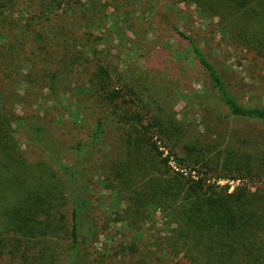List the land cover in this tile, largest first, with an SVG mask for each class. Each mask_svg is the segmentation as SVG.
I'll return each mask as SVG.
<instances>
[{"label": "rangeland", "instance_id": "1", "mask_svg": "<svg viewBox=\"0 0 264 264\" xmlns=\"http://www.w3.org/2000/svg\"><path fill=\"white\" fill-rule=\"evenodd\" d=\"M17 1L12 9L13 17L33 14L41 0ZM63 2L54 12H61L69 4L72 9L63 10L66 19L42 16L40 24L50 28L48 35H52L61 23L71 28L75 35L84 34L79 42L94 54L85 58L80 67H75L71 77L57 80L53 86L47 83L35 86L28 79L19 83V93L25 91V97L12 106L15 118L22 117L32 124L40 120L49 123V137L44 147L51 150L52 157L38 144L30 143L17 120L13 127L27 160L43 162L51 181L60 188L61 197L57 192L54 194L58 197L55 217L60 219L61 216L63 228L32 237L15 230L0 233V264H69L72 200L82 208L77 258L72 264H184L183 251L176 252L162 242L163 236L177 228L176 218L170 217L171 220L167 216L170 210L176 209L179 200L172 186L187 187L191 181L202 177L217 189L227 186L228 193L240 187H247L251 193L264 189V158H261L264 155V125L213 108L214 94L189 44L174 28L191 37L214 61L232 93L244 105L264 106V63L253 53L226 40L215 26L217 19L202 15L188 0ZM74 8L79 11L74 12ZM96 63L107 66L130 84L131 93L138 100V109L128 107L124 101H116L108 109L99 99L82 96L86 71H93ZM2 82L4 78L0 74ZM150 104L154 105L152 114H173L177 120L183 119L185 132L178 137L181 140L178 146L173 147L175 143L171 142L168 145L157 131L147 133L132 122L140 108L149 115ZM97 123L101 124V131L98 139L93 140L91 133ZM133 127L139 131L137 136L155 143L160 152L145 153L141 162L151 167L147 174L158 175V181H152L158 188L151 190L162 197L157 199L161 204L157 207L145 198L150 192L142 184L147 175L130 174V169H126L127 159H122L126 148L124 141L133 135ZM169 151L187 157V163L184 166L172 161L162 164L161 160ZM83 157H92L93 161L77 174L69 192L59 166L74 169L80 166L79 159ZM249 165L254 167L250 173L252 179L245 171ZM132 190L137 195L134 196ZM68 192L69 195L74 193L73 199H69ZM129 195L138 199L136 205H145L146 214L136 218L137 214L131 213ZM159 242L162 248L156 251ZM148 249L156 252L152 259L146 254Z\"/></svg>", "mask_w": 264, "mask_h": 264}, {"label": "trees", "instance_id": "2", "mask_svg": "<svg viewBox=\"0 0 264 264\" xmlns=\"http://www.w3.org/2000/svg\"><path fill=\"white\" fill-rule=\"evenodd\" d=\"M188 1L194 3L202 15L217 19L215 26L226 40L246 52L253 53L264 63V0ZM63 3V0H41L37 2V10L33 14L13 17L12 9L18 1L0 0V74L4 78V82L0 83V233L15 230L21 235L32 237L37 233L46 234L48 231L63 228L61 216L60 219L55 217L58 197L54 194L57 192L61 197L60 188L51 181L43 162L27 160L20 149V142L15 138L13 127V122L17 120L24 127L30 143L38 144L52 157L51 150L44 147L49 137V123L44 124L40 120L32 124L30 120H23L22 117L15 118L12 110V106L25 97V91L23 94L19 93V83L23 84L28 79L35 86L40 83L53 86L57 84V80L71 77L84 59L94 54L79 42L84 34L75 35L71 28L61 23L52 35H48L50 28L40 24L42 16L53 15L51 18L62 21L66 19L63 10L66 12L67 9H72L69 4L61 12H54ZM74 10L79 11L78 8ZM174 29L189 44L195 62L214 94L213 108H220L229 116L264 125V106L242 104L232 93L224 74L214 61L203 53L191 37ZM24 70L26 71L23 73ZM113 74L116 72L110 71L107 66L94 64L93 71H86L82 96L99 99L108 109L116 101H124L128 107L138 109V100L131 93L130 84ZM140 110L142 109L137 110L132 122L135 121L147 133L157 131L168 145L171 142L175 143L173 147L178 146L181 141L178 137L185 132L183 119L177 120L173 114H152L155 112L153 104H150L149 115H145L143 110L141 113ZM100 131L101 124L97 123L91 138L97 140ZM138 133L137 127H133V135H129L124 141L126 148L121 158L127 159L126 169H130V174L135 177L142 173L147 175L142 184L150 192L145 198L151 200L149 203L153 207H157L161 205L157 199L162 197L151 190L152 187L158 188L152 183L158 181V175L150 172L147 174L151 167L146 162H141L152 151L154 154L160 152L155 143L147 138L142 139L137 136ZM262 140L264 142V136ZM252 157L260 158L255 155ZM79 160L80 166H76L75 170L70 166H59L67 180L69 192L71 184L74 186L76 182L77 174L93 161L92 157ZM168 161L184 166L188 158L169 151L161 163L167 165ZM253 168L249 165L248 170H245L249 179H252L250 173ZM132 181H129L130 188ZM69 192L68 197L71 200L74 193L69 195ZM132 192L134 196L137 195L136 191ZM172 192L179 196V200L176 209L170 210L167 216L176 218L177 228L173 233L163 236L162 242L165 241L176 252L183 251L186 264H264V189L251 193L247 187H240L228 193L227 186L217 189L201 177L191 181L187 187L172 186ZM128 200L131 213L137 214H133L136 218L147 213L145 205H136L138 199L129 195ZM71 205L69 264L77 258V245L80 240L79 214L82 212L76 200H72ZM166 207L170 208V205L167 204ZM161 245V242L156 244L155 250H160ZM146 254L149 259L156 256V252L151 249ZM161 256L162 254L159 257Z\"/></svg>", "mask_w": 264, "mask_h": 264}]
</instances>
